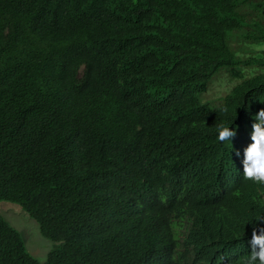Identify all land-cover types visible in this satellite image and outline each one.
Wrapping results in <instances>:
<instances>
[{
	"label": "trees",
	"instance_id": "obj_1",
	"mask_svg": "<svg viewBox=\"0 0 264 264\" xmlns=\"http://www.w3.org/2000/svg\"><path fill=\"white\" fill-rule=\"evenodd\" d=\"M255 2L0 0V201L54 242L41 261L0 214V264H246L264 187L242 159L264 73L243 66L264 57L229 34L264 41ZM224 69L242 80L213 105Z\"/></svg>",
	"mask_w": 264,
	"mask_h": 264
},
{
	"label": "rangeland",
	"instance_id": "obj_2",
	"mask_svg": "<svg viewBox=\"0 0 264 264\" xmlns=\"http://www.w3.org/2000/svg\"><path fill=\"white\" fill-rule=\"evenodd\" d=\"M258 3L248 5L245 10L248 11V14L261 17L264 20V7L259 9ZM251 28L252 25H248L242 31L231 32L229 34L230 45L242 56L264 57V41L253 43L246 38L245 33ZM243 72L246 77L264 73V66H243ZM241 80L242 78L233 77L228 70L224 69L212 78L208 89L202 94V98L213 105H218L223 96ZM0 214L21 231L28 250L41 261H45L54 242L41 233L39 223L19 204L5 200L0 201ZM181 232L182 226L179 224L177 225V234L180 235Z\"/></svg>",
	"mask_w": 264,
	"mask_h": 264
},
{
	"label": "clouds",
	"instance_id": "obj_3",
	"mask_svg": "<svg viewBox=\"0 0 264 264\" xmlns=\"http://www.w3.org/2000/svg\"><path fill=\"white\" fill-rule=\"evenodd\" d=\"M251 128V143L243 150L242 180L264 187V108H261L253 117ZM217 139L220 142L231 141L236 132L223 124L217 128ZM240 156V152H236ZM250 240V253L246 264H264V214L253 218Z\"/></svg>",
	"mask_w": 264,
	"mask_h": 264
}]
</instances>
